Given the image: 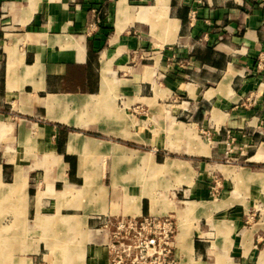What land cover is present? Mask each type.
<instances>
[{
    "label": "crops",
    "instance_id": "crops-1",
    "mask_svg": "<svg viewBox=\"0 0 264 264\" xmlns=\"http://www.w3.org/2000/svg\"><path fill=\"white\" fill-rule=\"evenodd\" d=\"M166 214L176 264H264V0H0V264Z\"/></svg>",
    "mask_w": 264,
    "mask_h": 264
},
{
    "label": "built area",
    "instance_id": "built-area-1",
    "mask_svg": "<svg viewBox=\"0 0 264 264\" xmlns=\"http://www.w3.org/2000/svg\"><path fill=\"white\" fill-rule=\"evenodd\" d=\"M195 21L196 11L191 10L188 13V26L193 27ZM96 22L99 23L100 19ZM168 50L175 60L174 51ZM174 64L179 68L184 67L181 62ZM103 225L111 228L106 244L108 264H176V223L172 215L121 217Z\"/></svg>",
    "mask_w": 264,
    "mask_h": 264
},
{
    "label": "rangeland",
    "instance_id": "rangeland-1",
    "mask_svg": "<svg viewBox=\"0 0 264 264\" xmlns=\"http://www.w3.org/2000/svg\"><path fill=\"white\" fill-rule=\"evenodd\" d=\"M227 147H228V145H227ZM169 164H171V165H169L166 169H164L163 172H165V173H169V172L170 173H174V172H177V171H181L182 170L181 168L180 169H176V167H174L175 165H177L179 167V164H177L176 162L175 163L174 162L173 163H169ZM172 165H174V166H172ZM210 192H211V195L212 196H215L216 198L218 197L219 191H218V189H217L216 186H213V188L210 189ZM145 193H147V192H144L143 195H142V197L145 195ZM11 219L12 218H9V217H5L4 219H1L0 225H2V226H5V225L6 226H10ZM17 221H15V222H17ZM55 260L56 259H54L53 261L55 262ZM53 261H52V263H49V264H54ZM60 264H63V263H60Z\"/></svg>",
    "mask_w": 264,
    "mask_h": 264
},
{
    "label": "bare ground",
    "instance_id": "bare-ground-1",
    "mask_svg": "<svg viewBox=\"0 0 264 264\" xmlns=\"http://www.w3.org/2000/svg\"><path fill=\"white\" fill-rule=\"evenodd\" d=\"M175 167L176 168H178V166L177 165H175ZM166 168V166L164 165L163 167H162V171L164 170ZM145 197H148L146 194H145ZM71 260V259H70ZM73 260H75L76 261V259H73ZM64 261V260H63ZM72 263V262H71ZM74 264V263H73Z\"/></svg>",
    "mask_w": 264,
    "mask_h": 264
}]
</instances>
